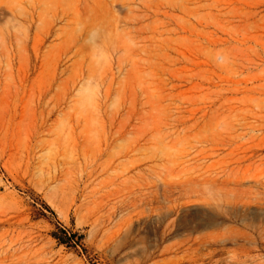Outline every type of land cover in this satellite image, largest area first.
I'll return each instance as SVG.
<instances>
[{"label":"rangeland","instance_id":"1","mask_svg":"<svg viewBox=\"0 0 264 264\" xmlns=\"http://www.w3.org/2000/svg\"><path fill=\"white\" fill-rule=\"evenodd\" d=\"M0 264H264V0H0Z\"/></svg>","mask_w":264,"mask_h":264},{"label":"trees","instance_id":"2","mask_svg":"<svg viewBox=\"0 0 264 264\" xmlns=\"http://www.w3.org/2000/svg\"><path fill=\"white\" fill-rule=\"evenodd\" d=\"M64 232V238H57L59 239V242L60 243H65L67 245H70L71 243L75 242V238L77 237L76 234H72L71 232H68V231H65L63 230Z\"/></svg>","mask_w":264,"mask_h":264}]
</instances>
